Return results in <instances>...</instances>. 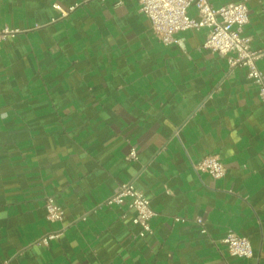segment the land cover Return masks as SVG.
<instances>
[{"label": "crops", "instance_id": "1", "mask_svg": "<svg viewBox=\"0 0 264 264\" xmlns=\"http://www.w3.org/2000/svg\"><path fill=\"white\" fill-rule=\"evenodd\" d=\"M243 1L264 51V0L209 3ZM4 28L20 32L0 42V264H264V103L206 28L163 45L136 0H0ZM208 155L222 178L194 169ZM129 181L155 214L143 237L128 199L103 203ZM228 230L252 258L228 256Z\"/></svg>", "mask_w": 264, "mask_h": 264}, {"label": "built area", "instance_id": "2", "mask_svg": "<svg viewBox=\"0 0 264 264\" xmlns=\"http://www.w3.org/2000/svg\"><path fill=\"white\" fill-rule=\"evenodd\" d=\"M139 11L151 24L153 36L163 45H181V39L176 34L189 29H207L206 40L202 47L224 57L230 69L242 67L246 69L247 78L255 85L257 95L264 103V75L257 61L264 55L262 50L251 49L250 37L244 35V27L249 22V11L246 2L227 3L213 7L209 0H136ZM194 7L196 16L188 14L189 7ZM61 16H67L75 10L72 5L64 11L57 4L53 5ZM20 32L18 29H0V42L13 37ZM129 158H136V146L132 145ZM194 169L208 174L213 179L222 178L226 169L216 155H208L194 165ZM128 199L127 208L135 212L133 223L140 227L139 237L151 232L150 220L155 215L150 208V201L142 191L137 189L132 181L120 185L119 190L106 199V205H122ZM46 217L49 221H58L63 217V211L52 201L46 203ZM195 222L202 233H206L204 221L196 218ZM56 234H48L35 241L36 244L47 245ZM229 257L233 259H250L253 248L250 241L228 230L222 239ZM225 264H233L226 262Z\"/></svg>", "mask_w": 264, "mask_h": 264}]
</instances>
